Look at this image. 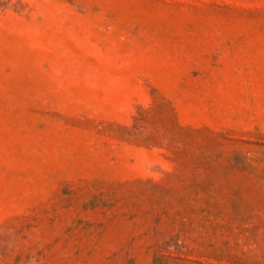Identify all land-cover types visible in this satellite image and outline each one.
<instances>
[{"label": "rangeland", "instance_id": "rangeland-1", "mask_svg": "<svg viewBox=\"0 0 264 264\" xmlns=\"http://www.w3.org/2000/svg\"><path fill=\"white\" fill-rule=\"evenodd\" d=\"M0 264H264V0H0Z\"/></svg>", "mask_w": 264, "mask_h": 264}]
</instances>
